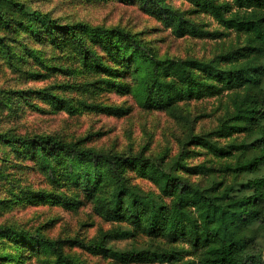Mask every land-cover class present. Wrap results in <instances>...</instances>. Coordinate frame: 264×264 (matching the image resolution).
I'll list each match as a JSON object with an SVG mask.
<instances>
[{"label": "rangeland", "instance_id": "374dc122", "mask_svg": "<svg viewBox=\"0 0 264 264\" xmlns=\"http://www.w3.org/2000/svg\"><path fill=\"white\" fill-rule=\"evenodd\" d=\"M16 1L29 10L49 12L61 23L88 24L93 30L80 29L78 35L96 57L84 54L74 33L48 30L45 23L31 21L12 5L0 2V132L52 135L101 154L159 158L163 167L176 160L222 167L234 160V153L219 157L196 143L198 135L210 133L220 144L255 141L250 130L229 127L216 133L224 124L245 125L234 119L239 101L252 92L243 87L201 98L185 97L169 107L142 103L143 86L152 75L145 56L162 61L211 60L248 41L246 34L224 27L193 0H161L169 7L166 10L154 0ZM187 22L220 33L191 35L183 30ZM179 24L183 35L175 31ZM96 26L123 28L135 34L138 44L130 46L116 31L98 32ZM239 63L253 65L254 61ZM162 69L163 77L171 76V65ZM143 167L137 160L125 168L129 181L161 194L157 185L140 174ZM177 172L201 187L212 181L211 176L188 174L180 168ZM263 173L264 169L258 175ZM215 177L228 183L234 180L230 174ZM113 185L107 165L93 168L63 152L41 151L30 142L0 141V225L60 239L65 252L86 264H121L83 247L105 234L109 245L117 248H185L189 251L184 259L196 258L186 242L149 236L129 220L108 219L103 206ZM173 199L163 195L166 203ZM250 226L242 233L232 231L231 237L239 246L259 250L264 262V215ZM54 263V253L39 243L21 236H0V264Z\"/></svg>", "mask_w": 264, "mask_h": 264}, {"label": "trees", "instance_id": "16d2710c", "mask_svg": "<svg viewBox=\"0 0 264 264\" xmlns=\"http://www.w3.org/2000/svg\"><path fill=\"white\" fill-rule=\"evenodd\" d=\"M154 1L162 9H169L161 0ZM0 2L12 5L31 21L45 23L48 30L74 33L84 54L96 57L95 52L78 35L80 29L93 30L88 24L61 23L49 12L29 10L16 0ZM193 2L224 27L246 34L248 41L211 60L162 61L154 56H145L152 75L143 86L142 103L152 107H169L185 97L201 98L241 87L252 91L239 101V111L234 116L235 120L244 121L245 125L237 122L224 124L216 133H222L229 127L241 132L250 130L252 135H256L254 142L220 144L210 133L195 137L196 143L216 156L226 157L234 153L232 162L216 167L206 163L189 165L176 160L163 167L159 158H131L117 152L101 154L52 135L10 136L0 132V141L6 143L30 142L41 151L63 152L71 160L93 164V168L107 165L114 177L109 199L103 206L108 219L129 220L134 227L149 236L163 235L172 243L186 242L196 254V258L184 259L189 249H164L152 245L117 248L109 245L108 234L83 244L91 253L121 264H264L259 250L239 246L231 237L232 231L242 233L250 230V223L255 219H263L264 215V173L258 175L264 169V0ZM181 27L179 24L175 29L179 35L184 34L183 30L191 35L208 33L217 36L220 33L218 30H203L192 22H187L183 30ZM94 29L106 33L116 31L130 46L138 44L135 34L123 28L96 26ZM245 60L254 61V64H237ZM167 65H171V76L163 77L162 68ZM137 160L144 165L140 174L157 185L161 194L145 191L129 181L125 168ZM179 168L188 174L211 176L212 181L207 187L193 184L178 174ZM217 173L230 174L234 180L228 183L224 179H216ZM163 195L173 196L174 199L166 203ZM61 197L62 203L67 204L68 199L63 195ZM0 236H21L39 243L54 253V264H86L65 252L60 239L4 225H0Z\"/></svg>", "mask_w": 264, "mask_h": 264}]
</instances>
